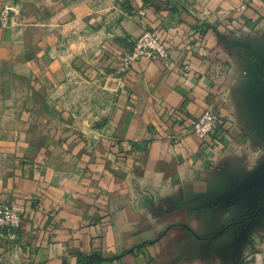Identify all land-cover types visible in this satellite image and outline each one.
<instances>
[{"label":"crops","instance_id":"0c3cea01","mask_svg":"<svg viewBox=\"0 0 264 264\" xmlns=\"http://www.w3.org/2000/svg\"><path fill=\"white\" fill-rule=\"evenodd\" d=\"M12 2L0 203L22 223L0 231V264H264V0ZM146 27L169 56L126 67ZM78 83L107 115L100 140L77 135ZM34 94L54 115L43 141ZM208 109L221 123L202 139Z\"/></svg>","mask_w":264,"mask_h":264},{"label":"rangeland","instance_id":"374dc122","mask_svg":"<svg viewBox=\"0 0 264 264\" xmlns=\"http://www.w3.org/2000/svg\"><path fill=\"white\" fill-rule=\"evenodd\" d=\"M47 4L48 3H46V5ZM3 12L8 13L11 21L10 26L5 28H18L24 24V17L22 16V11L15 2L5 4L0 10V15ZM146 30L150 29L146 27L144 28V31ZM77 89H80L83 94L86 93V97L81 99V101L77 104L78 109H80L78 110V113L75 115H71L73 120L76 122V125H78L76 129L78 137H84L85 139L90 140H100L106 137L108 131H105L103 128L106 125L105 121L107 115H102L96 112L97 108L102 105L101 100L96 99V97L94 96H90L91 94H94L95 89H93L92 93L91 88L85 87V83H78ZM35 95L36 94H34V97L28 101V104H30V107L33 106V109H36V106H40L38 109L44 112V114L40 115L41 117H39V121H44V125L42 123V126L39 129H36L35 131L36 139H40L41 141H43L44 139L51 136V132L48 130L47 124L52 123V117L54 115L51 113V103L48 102L46 98L41 100V97H36ZM87 107H90L91 111L88 112ZM27 116L28 115H26L25 113H22L21 115L17 114V116H15L16 119H13L12 121L14 122L15 120L21 119L26 121ZM33 117L35 118L36 115L30 114L29 121ZM61 120L62 122L63 120L68 122V120H70V117H68V115H66L62 111Z\"/></svg>","mask_w":264,"mask_h":264},{"label":"built area","instance_id":"2783aa9c","mask_svg":"<svg viewBox=\"0 0 264 264\" xmlns=\"http://www.w3.org/2000/svg\"><path fill=\"white\" fill-rule=\"evenodd\" d=\"M11 24L8 13L0 15V25L9 27ZM169 56L168 47L153 31L146 30L135 41L134 51L127 56L125 66L129 67L141 58L149 60H165ZM221 123L220 115L213 109H208L193 123L192 130L195 135L204 139L215 133ZM22 216L9 202L0 203V231L8 232L13 239L17 237L21 227Z\"/></svg>","mask_w":264,"mask_h":264}]
</instances>
